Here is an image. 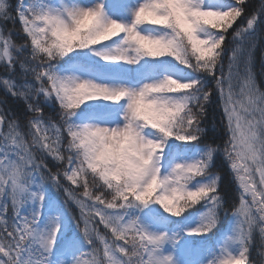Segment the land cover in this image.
<instances>
[{"label": "snow or ice", "instance_id": "6c2138e0", "mask_svg": "<svg viewBox=\"0 0 264 264\" xmlns=\"http://www.w3.org/2000/svg\"><path fill=\"white\" fill-rule=\"evenodd\" d=\"M258 49L264 0H0V264H264Z\"/></svg>", "mask_w": 264, "mask_h": 264}, {"label": "trees", "instance_id": "16d2710c", "mask_svg": "<svg viewBox=\"0 0 264 264\" xmlns=\"http://www.w3.org/2000/svg\"><path fill=\"white\" fill-rule=\"evenodd\" d=\"M256 2V0H254ZM239 23V20L237 21ZM262 58H264V53H262L259 49L255 53V70L257 73V82L258 84L264 88V74H261V63H262ZM3 73H0V76H2ZM6 95L5 90L3 86H0V98H3ZM8 102L9 106L17 111H22V103H18L15 100H13L10 96L8 97ZM220 109L216 108L214 112H210L209 115V120L212 122V124H215L217 116L216 113H219ZM209 135H211V132H209ZM223 179H224V191L228 194H233L234 189H235V184L233 182L232 176L230 173H228L227 170L222 174ZM256 236V243L257 246L259 245L260 242V237L259 233L257 232L255 234ZM255 255V252H254ZM257 260H259V257H256Z\"/></svg>", "mask_w": 264, "mask_h": 264}]
</instances>
